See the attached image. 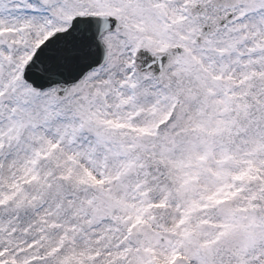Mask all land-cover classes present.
I'll return each instance as SVG.
<instances>
[{"label": "snow or ice", "instance_id": "snow-or-ice-1", "mask_svg": "<svg viewBox=\"0 0 264 264\" xmlns=\"http://www.w3.org/2000/svg\"><path fill=\"white\" fill-rule=\"evenodd\" d=\"M0 264H264V0H0Z\"/></svg>", "mask_w": 264, "mask_h": 264}]
</instances>
